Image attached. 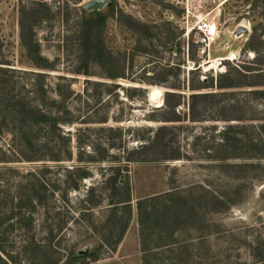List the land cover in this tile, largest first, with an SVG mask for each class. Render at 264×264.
<instances>
[{
    "label": "rangeland",
    "instance_id": "1",
    "mask_svg": "<svg viewBox=\"0 0 264 264\" xmlns=\"http://www.w3.org/2000/svg\"><path fill=\"white\" fill-rule=\"evenodd\" d=\"M86 1L0 0V66L8 70L0 73L2 87H14L15 92L22 93L35 78L34 72L41 71L28 61L20 40L21 20H27L23 14L37 8L43 20L32 17L29 22L40 55L53 63V68L46 70L44 86L53 97L57 82L65 93L68 87L72 89L73 94L59 111L65 109L73 119L77 117L74 123L61 124L65 132L69 131L70 142L65 145L60 140L58 152L34 143L26 149L5 131L8 124H3L0 256L4 261L0 264H264V156L212 157L250 154L243 149L222 150L220 144L229 125L233 126L230 136L243 140L264 138V127H259L264 124V97L248 92L260 87L225 89L234 93L210 97L207 106L196 99L199 120H191L190 115V94L216 91L217 73L233 66H240L246 73L261 68L258 71L264 73V0H113L109 7L99 9L105 14L100 29L111 61L105 69L91 65L90 76L75 73L77 46L73 33ZM39 2L45 6L37 7ZM200 20L214 21L218 27L205 53L199 51L196 29ZM214 58L223 59L222 64L205 70L206 64H202ZM104 73L118 76L111 79ZM58 75L65 76V80ZM207 77L213 87L190 89V85ZM162 79L166 82L151 83ZM152 85L163 88L160 102L149 99ZM170 85L176 89H170ZM139 86L147 89L143 88L142 93L129 91ZM166 90L180 93V104L176 106L179 121L159 120L166 108ZM234 115L243 119H231ZM161 124L171 126L172 145L179 147L184 156L160 162H129L128 170L121 169L114 184L104 183L109 163L123 166L128 156L137 157L127 152L147 142ZM109 143L114 146L109 147ZM93 145L100 149L95 151ZM102 148L107 150L106 161L91 162L90 157L97 159ZM78 158L91 174L82 180L79 190L68 191L64 202L59 190L52 194L53 185L64 186L66 168L78 163ZM126 171L131 211L125 212L121 206L112 211L105 195L124 183ZM40 182L47 187L46 204L35 205L29 216L27 207H20L18 201L25 199V187ZM91 186L92 199L103 197L104 201L86 209L83 199ZM167 191L174 192V201L185 202V218L173 233L148 237L157 245L143 250L135 201ZM207 194L235 203L207 212L202 207ZM173 214L175 210L167 213L169 217ZM124 224L116 247L105 244V239L118 238ZM86 247L94 256L74 258L77 250Z\"/></svg>",
    "mask_w": 264,
    "mask_h": 264
},
{
    "label": "trees",
    "instance_id": "2",
    "mask_svg": "<svg viewBox=\"0 0 264 264\" xmlns=\"http://www.w3.org/2000/svg\"><path fill=\"white\" fill-rule=\"evenodd\" d=\"M37 7L45 6L44 3H36ZM38 9H31L23 14V17H27V20H21V30H20V40L23 46L25 55L28 61L39 68L41 71L34 72L35 78L29 84L23 87V92H15L14 87L8 90H4L0 81V132L2 131L3 124H8L5 131L11 135L13 139H18L26 149H30L32 144H41L44 147L50 149L51 151H59L58 146L60 145V140L63 144L70 142L69 131H64L61 124H69L77 121V117L68 115L65 109L59 111L62 108L65 100L73 94V90L68 87L65 93L61 89L60 82H57L56 87L53 89L56 96L53 97L49 94V89L44 86V78L48 75V69L53 68V63L48 62L42 55H40L39 44L34 38V31L32 24L29 22L32 17L36 20H43L42 17L38 15ZM92 13V14H90ZM105 14H103L99 9H94L91 11L83 10V15L79 21L76 22L77 28L74 31V37L76 40V63L75 73H82L85 76H90L92 73L90 71V66L96 64L102 69L106 68V64L111 61V53L105 46L100 27L104 24ZM1 63V62H0ZM199 69V67L197 68ZM9 70H14L9 68ZM248 70V69H245ZM255 73H246L240 66H233L226 69L223 72L217 73V79L215 84L216 91H204V92H193L190 94L192 103L190 104L191 110V120H199L200 111H196L197 101L196 99H202L205 106H207V101L210 97L215 96H226L228 94H233L234 91L225 92V89H234L239 87H260V88H250L249 93L255 96L264 97V73L258 71ZM2 71H8L0 66V73ZM105 76L111 79L116 78L118 75L113 73H104ZM59 79H64L65 76L58 75ZM90 82L89 79H86ZM69 81V80H67ZM166 79L153 80L151 83L161 84L165 83ZM69 83V82H68ZM158 86V85H152ZM160 87V86H159ZM170 89H176L175 85H170ZM213 87V83L207 78L199 79L197 84L190 85V89H207ZM212 89V88H211ZM210 89V90H211ZM132 92H143V87H133L129 89ZM128 96H132L129 94ZM180 93L173 90H166L164 92V103L165 109L159 120L165 122H176L180 120V115L176 111V106L180 104ZM61 110V109H60ZM156 110V108H155ZM154 110V111H155ZM152 111V113H154ZM60 112V113H59ZM219 112V111H218ZM224 118V117H221ZM227 119V118H224ZM231 119L242 120L241 115H234ZM155 120V119H152ZM158 121V120H155ZM84 122V121H81ZM232 125L227 126L224 136V140L220 144L223 151L230 148L232 150H244V152L235 153H223L221 155H212L214 159H226L228 157H240V158H260L264 156V138H248L243 140L238 136H230L228 133L232 130ZM259 127L262 129L264 124H260ZM259 128V129H260ZM138 131H145L144 129L138 128ZM260 129V134L261 133ZM172 128L168 124L158 125L152 133V137L147 139V142L141 143L138 147L131 149L127 152L128 155L137 154V157L128 156L126 163L122 166L121 164H110L107 169L109 170L107 176L104 179V183L112 182L116 175L121 169H127V164L129 162H160L166 160L180 159L181 151L179 147H173L172 137L169 135ZM4 131V132H5ZM144 133V132H142ZM137 136V134H136ZM78 144L81 143L80 138H76ZM113 143H109V147H113ZM81 147V145H79ZM93 149L97 151L98 145H93ZM101 155L96 159L90 157L91 162H103L106 161L107 150L102 148ZM71 152L67 151V158L70 159ZM58 160V159H55ZM81 158L77 159L78 163H74L71 167L66 168L64 186L60 188L57 185H53L52 194L54 191L60 192L61 200L64 202L68 200V191L79 190L83 179L90 176L91 171L88 166L81 165ZM128 171H126V179L124 183L121 184L115 190L113 187L109 195H105L107 198V205H110V210L114 211L115 207L121 206L126 212L131 211V195L129 193V182H128ZM25 199L19 198L18 204L20 207L26 206L27 211L30 216V212L33 210L35 205L46 204V190L47 187L43 183L32 184L28 188H24ZM94 186L86 189L85 198L83 202L88 206L86 209H91L93 207L101 205L104 198L101 197L97 200L92 199V191ZM174 192L167 191L164 193L155 194L146 198L137 197L136 207L137 213L140 217V244L143 250L154 248L157 243H152V239H148L152 234H169L173 233L177 228L176 225L180 222L181 218H185L186 204L183 200L174 201L171 197ZM20 197V196H19ZM204 203L203 208L208 211H218L221 209L229 208L235 202H229L222 196H215L213 194H207L203 196ZM173 202H175L173 204ZM201 207V204H200ZM162 210V211H158ZM175 210L176 214L171 217L167 215L168 211ZM156 211V213H153ZM158 211V212H157ZM142 214V218H141ZM126 228L124 224L118 234V238L115 241L104 240V243L112 248H115L122 234ZM178 230V229H177ZM152 243V244H151ZM1 249V246H0ZM3 250V249H2ZM94 256L92 251H89L85 255ZM81 256L75 254L74 258H79ZM12 258V257H9ZM72 260V258H70ZM67 260V262L70 261ZM96 257H93L95 260ZM12 260V259H11ZM0 261H4L0 256Z\"/></svg>",
    "mask_w": 264,
    "mask_h": 264
},
{
    "label": "built area",
    "instance_id": "3",
    "mask_svg": "<svg viewBox=\"0 0 264 264\" xmlns=\"http://www.w3.org/2000/svg\"><path fill=\"white\" fill-rule=\"evenodd\" d=\"M199 33V51L201 53L208 52L211 43L215 40L218 34V27L214 21L211 20H200L197 29ZM216 66L222 64L223 59L221 58H214ZM191 64L194 66V62L192 61Z\"/></svg>",
    "mask_w": 264,
    "mask_h": 264
},
{
    "label": "water",
    "instance_id": "4",
    "mask_svg": "<svg viewBox=\"0 0 264 264\" xmlns=\"http://www.w3.org/2000/svg\"><path fill=\"white\" fill-rule=\"evenodd\" d=\"M113 0H88L86 2H84L82 4V7L84 10L86 11H91L94 9H100L101 7H103L104 5H106L107 7H109L112 4ZM243 28V27H242ZM242 29H240L239 31H241ZM238 31V33H239ZM146 88V87H143ZM89 248H83V249H79L76 251L77 255H83L89 252Z\"/></svg>",
    "mask_w": 264,
    "mask_h": 264
},
{
    "label": "bare ground",
    "instance_id": "5",
    "mask_svg": "<svg viewBox=\"0 0 264 264\" xmlns=\"http://www.w3.org/2000/svg\"><path fill=\"white\" fill-rule=\"evenodd\" d=\"M234 56V55H233ZM228 58V57H227ZM211 60V59H209ZM207 60V61H209ZM207 61H205L202 65H205L203 68L205 70H208L210 68H213V67H216V63H215V60L213 61H210L208 64H207ZM149 87V86H148ZM147 89V88H146ZM162 92H163V88L162 87H159V86H151L150 87V91H149V99L151 100H155L156 102H160L161 98H162Z\"/></svg>",
    "mask_w": 264,
    "mask_h": 264
}]
</instances>
